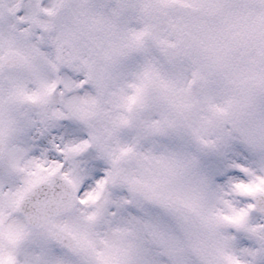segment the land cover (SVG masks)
<instances>
[{"label":"clouds","instance_id":"1","mask_svg":"<svg viewBox=\"0 0 264 264\" xmlns=\"http://www.w3.org/2000/svg\"><path fill=\"white\" fill-rule=\"evenodd\" d=\"M222 3L184 50L174 0H0V264H264V0Z\"/></svg>","mask_w":264,"mask_h":264},{"label":"snow or ice","instance_id":"2","mask_svg":"<svg viewBox=\"0 0 264 264\" xmlns=\"http://www.w3.org/2000/svg\"><path fill=\"white\" fill-rule=\"evenodd\" d=\"M171 2L173 0H162L164 5ZM174 2L181 5L186 11L174 25L176 39L164 41V43L184 50L191 48L194 44L205 43L202 33L207 24V19L225 13L227 8L222 0H174ZM213 45L216 48L222 46L215 40L208 43L209 47Z\"/></svg>","mask_w":264,"mask_h":264}]
</instances>
